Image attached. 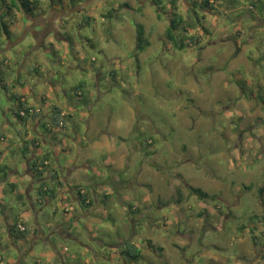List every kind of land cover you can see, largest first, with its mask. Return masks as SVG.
<instances>
[{"label": "rangeland", "instance_id": "obj_1", "mask_svg": "<svg viewBox=\"0 0 264 264\" xmlns=\"http://www.w3.org/2000/svg\"><path fill=\"white\" fill-rule=\"evenodd\" d=\"M6 1L0 0V11L13 25L23 23V27L13 26L9 39L0 23V49L11 48L0 52V131L12 134L4 141L0 138V146L19 143L7 154L21 153L24 144L19 136L25 133L24 125L15 116L16 96L22 93L30 103L43 91L51 94L47 106L57 103L67 110L79 103L84 107L78 115L63 119L68 135L74 130L79 133L84 155L80 160L95 170L87 175L79 164L84 185L90 177L101 183L112 174L96 148L89 159L91 138L99 130L114 129L119 121L117 130L124 133L121 124L132 114L140 129L138 136L134 130L126 141H118V152L112 153L121 158L117 168L121 180L113 194L120 193L125 203L120 207L117 203L113 221L74 218L66 224L70 234L52 232L67 216L54 200L41 210L35 207L38 221L49 227L45 238L11 237L4 216L10 223L20 218L28 223L23 215L32 211L31 202L36 205L37 200L36 196L20 199L6 185L0 192V264H264V192L260 193L264 185V13L260 14L259 0H211V9L203 8L202 0H176L184 21L199 18L194 28L178 32L181 38L200 39L184 49L175 48L166 36L170 0H160L162 17L153 0H41L32 15L16 7L8 11ZM51 11L64 18L60 35L71 37L77 46H61L54 39L44 41L50 52L33 48L35 28L46 31L42 22L46 18H39ZM56 22H50L44 39L50 34L55 37ZM139 26L144 29L142 50L137 48ZM238 29L240 37L235 33ZM226 34L230 39L222 38ZM38 63L42 75L35 71ZM84 81L90 91L85 90L81 99L84 96L79 98L76 90ZM90 114L94 120L88 123ZM59 129L55 125L52 141L60 138L73 144ZM39 131L50 133L41 126ZM46 153L47 160L55 163L53 154ZM78 154H66V160ZM14 165L11 162L9 168ZM33 171L36 177L43 172ZM23 184L26 179L19 189L26 195ZM189 185L203 188L210 196L201 198ZM44 194H49L47 189ZM131 203L138 212L130 210ZM68 214H75L74 210ZM35 216L36 211L30 219L33 225ZM131 219L135 220L132 236ZM50 240L58 245L62 258L54 255ZM126 241L138 249L128 244L127 250ZM137 250L140 256L130 257Z\"/></svg>", "mask_w": 264, "mask_h": 264}, {"label": "crops", "instance_id": "obj_2", "mask_svg": "<svg viewBox=\"0 0 264 264\" xmlns=\"http://www.w3.org/2000/svg\"><path fill=\"white\" fill-rule=\"evenodd\" d=\"M260 3V8H262V11L260 14L264 13V0H259ZM65 3H62V6ZM65 9V8H64ZM0 14H4L2 13V11H0ZM57 11H51L48 12V14H43L42 17L39 18V20H41V18H46L50 19L49 21H51L53 23V20L56 21V15ZM28 15V14H27ZM32 15V14H31ZM247 14H244L243 16L246 17ZM259 16V15H258ZM31 18V17H30ZM4 20L6 22V29L5 30V34L7 35L6 38L9 39L11 38V34L13 35L14 32V27H23V23L21 20H19V22H17V26L15 22H11L10 18L4 14ZM45 21V20H44ZM43 22V21H42ZM11 24V25H9ZM15 24V25H13ZM44 27H43V31L44 29H46V31L50 28V23L46 24L44 23ZM8 31V32H6ZM40 32L39 29L35 28V31L33 33H36L38 35H35L37 39H42L45 37L44 33L46 32ZM60 32H57V34H55V37L53 38V36H51V34L46 37V39H43L42 41H45L46 43L49 41L50 43L54 41V39L59 42V44L61 46H77L76 41H71L73 39H71V37H66L65 39L64 36L60 35ZM42 33V34H39ZM236 36L240 37L242 35V32L238 29L236 30ZM227 37H222V38H228L230 39L229 35L226 34ZM223 40V39H222ZM46 43H45V47H46ZM5 49H11V48H1V51H4ZM76 49V48H74ZM35 50V49H34ZM45 50V49H44ZM46 50L48 52H50L51 50L47 49ZM45 50V51H46ZM76 51H78V49H76ZM37 52V50H36ZM77 55H79V53H77ZM252 58H255L256 60L258 58L252 56ZM6 60H4L3 63H5ZM40 64V63H39ZM41 65V64H40ZM79 67V66H78ZM42 68V67H41ZM73 68V67H72ZM116 68L113 69L114 74H115V70ZM38 75H42L41 69L36 72ZM101 72L97 71V73L95 75H98V79L100 77ZM117 74V73H116ZM48 78H45V82H48ZM53 84V82H51ZM86 82H81L80 83V88L78 87V89L76 90V93L79 95V98H81L82 96H84L81 99L85 98L86 95V91H90L89 89L86 88L85 86ZM99 84V81H98ZM55 85V84H54ZM22 96V100H25L26 104L28 106H32V107H36V109L41 108L42 112L40 113L39 116L37 117H29L25 120H20L18 119L20 122L23 123L24 125V130L25 133L22 134V132H20V140H22L24 142L23 147H22V151H19L21 153H18L16 155V153H10L7 154L6 151H12L14 150V148H12L14 145L15 148H17L19 145V143H12L10 145H8L6 148L5 147H1L0 146V154H1V158H0V167L3 166V164H6V167L1 170L0 172V192L4 193L6 190V185H8L10 187V191L12 192V195H16L18 198L21 197L22 193L19 191V189L22 187L20 186V183H23V180L26 179V184L24 185V188L27 191V194L25 195V199H32L33 200V196H36V200H37V204L35 205L34 202H31L32 205V211L29 212V210L27 211V213H24L23 216H25V220H28L29 225H30V233L27 236V239H36L38 237H42L45 238V228H49L48 226H42V224L38 221L37 217H40L39 214V210L37 211L36 208L40 209L42 206H49V204L53 203L54 200H56V202H58V205L62 208H65L64 214H67V216H65L66 218L64 219V223L59 222L56 226L55 229L52 232H61L64 235H68L70 234V231H72V229H68L66 227V224H69L70 221H73L74 218L79 219L81 217H94L95 220H100V219H111L113 221V219L115 220L113 214L111 215L112 211H114L115 207L117 206V203L119 204L118 207H120V205H124V201L122 196L117 193L116 191V195L114 196V190L117 189L115 187L116 184L118 183V181L121 180V178H117V174H118V165H120V160L121 158L118 156H115V158L113 157L112 153H116L118 152L117 150V146H118V141H126L128 138V133L129 132H133L134 130V134L138 136V131L139 125L138 122L136 120H138L136 117H133L132 115H129V117H127L124 123L121 124V127L124 128V124H125V129H124V133H120L117 129L118 125L120 126V122L119 121L117 124H114V129L112 130H99L94 136L95 139H93L94 137L91 138L90 143H91V149L89 151V153L87 152V155L89 157V159H91L92 156V149L96 148L98 151V153H96L97 155H100L101 157H104L103 160H105V164L108 165L111 169H112V174L108 175L105 180L103 179V181L100 183H95L92 180V177H90V182L87 183L86 185H84L82 183V179H81V175L78 174V170H79V164L82 163V166H84L86 168L85 172L87 173V175H90V171L93 170L90 163L85 162V161H81L80 158L84 159V155L83 153H80V150L83 147H80V136L79 133L77 131L74 130V132H70L71 134L68 135L66 132L68 131L67 127H66V121H65V125L62 124V122L60 121V125H58V127H60L59 131L62 129L63 130V134L68 136L69 139H71L73 144H68L65 141H62V139L60 138H56V140L52 141L53 139V134H54V130H55V126L52 123L53 121V109L55 107H59L62 110L61 115L63 116H69V117H73L78 115V113L81 111V109H84V107L80 106L79 103L74 104V107H71L70 109L67 108L64 109L62 105H59L57 103H52L51 106H47L48 105V100L51 97V94H44V92H40V95H34L36 102L34 103H30L28 102L27 98H26V94L22 93L20 94ZM18 95V96H20ZM16 96V98L18 97ZM89 100V99H88ZM17 102V99H16ZM18 103V102H17ZM4 113H6L4 111ZM80 116V115H79ZM91 116V117H90ZM90 116L88 118V123H90L91 121H93V117L92 114H90ZM66 117V118H67ZM7 119V118H6ZM8 124H12L11 120H7L6 121ZM52 123V124H51ZM41 126V128H51L52 132L47 133L48 136L42 134L39 131V127ZM97 126V125H95ZM110 126V124H109ZM31 127V129H29ZM47 127V128H46ZM21 129V128H19ZM31 130V131H30ZM61 130V131H62ZM32 132V134H30ZM114 132L113 135H111L110 138H108L107 134ZM66 133V134H65ZM8 135L11 137L12 134L10 133H6V135L0 131V138L1 141H4V139L6 140V137H8ZM21 136L23 137L21 139ZM19 140V142H20ZM150 140V139H147ZM73 149L76 150L77 153H79L77 155V157L73 160H66V154H69L70 156H75L77 153H73L71 152ZM46 152H50V154H53L54 158H55V163H53V161L51 162V160H47L48 158L46 157L47 153H42L43 151ZM87 150V149H86ZM85 150V151H86ZM65 152H69V153H65ZM101 152V153H99ZM9 155H12V158L9 162H6L7 158L9 157ZM12 163H15V165L12 168H9V165ZM32 166H34V169H39L42 170L43 172H41L42 174H39V177H36L33 171ZM37 166V167H35ZM95 171V170H93ZM86 179V178H85ZM51 180V181H50ZM28 182V183H27ZM54 184H52V183ZM116 183V184H115ZM44 184V189H47L49 194H40V187L39 185ZM52 184V185H51ZM86 188L87 189V193H88V200H90L89 205L84 206L83 203L84 200H82V196L80 195V188ZM24 195V194H23ZM22 199V198H20ZM24 203V201H23ZM74 203H78V205L80 206V210H77L78 207H76L74 205ZM41 204V205H40ZM108 205L110 206V208H112L113 210H110L108 208ZM133 205L132 203L129 204ZM36 207V208H35ZM58 207V206H57ZM134 207V206H133ZM41 210V209H40ZM55 210H57V208H55ZM71 210H74L73 215L68 214ZM34 211H36V216L34 219H36V224L33 225L30 222L31 216H33ZM7 216V215H6ZM4 216V221L6 223V227H8V224L11 222L8 219V216L6 217ZM131 218V217H130ZM132 221V227H131V233L130 235L132 236V234H134V229L135 226L133 225L135 220H130ZM127 224V222H126ZM70 227V226H69ZM50 245H52V247L55 249V253L54 255L57 257H61V251H59V247L58 245L53 242L52 240H50ZM124 253V252H123Z\"/></svg>", "mask_w": 264, "mask_h": 264}, {"label": "trees", "instance_id": "obj_3", "mask_svg": "<svg viewBox=\"0 0 264 264\" xmlns=\"http://www.w3.org/2000/svg\"><path fill=\"white\" fill-rule=\"evenodd\" d=\"M4 1H6V0H4ZM153 2L157 6V14H158V16L162 17L165 14V12L162 9L163 6H161V3H160L161 1L160 0H153ZM40 3H41V0H11L10 3H7V1H6L8 11H10L12 9V7H16L18 9H20V10H23L27 14H33L34 11L36 9H38ZM201 4L203 5V8H210L211 9L214 6V3L211 0H202ZM254 6H256V5L254 4ZM169 8H170L169 9L170 10V12H169L170 13L169 14V25H168V27L166 29V36L172 42L174 47L178 48V49H184L185 47H187L189 44H191L193 42H195V43L196 42H200V39H199L198 36H190V37L187 36L186 39H185L184 37L181 38L178 35V32L180 30H185V29L188 28V26L194 28L197 25V22H198V20H196V19H199V18L195 17L196 19H194L192 22L184 21V16L180 12L177 11L178 9H177V5H176V0H170V7ZM115 10H117V9L116 8L113 9V11H115ZM8 11H7V13H9ZM109 14L112 15V11H110ZM0 23H2L4 25V27H5V30H7L6 26H5L6 24H5V20H4V14L3 15L0 14ZM139 30H141L140 33H139ZM6 32H8V31H6ZM144 38H145L144 37V29H143L142 26H139L138 34H137V48L140 49V50L145 48L144 42H143ZM35 65H36L35 66V71L38 72L40 70V68H39L40 65H39V63L35 64ZM112 73H113V76L116 74V73L114 74V71H112ZM16 99H17V102H18V105H19V110L17 112H15V116H16L17 119L25 120V119H27L29 117H37L42 112L41 108H39V110H35L36 107L28 106L26 104L25 100H22V96L21 95L18 96ZM30 108L33 109V113L29 112ZM22 110H26L27 114L26 115H22L20 113ZM61 113H62V110L59 107H55L53 109V117H52L53 118V120H52L53 122L52 123L54 124V126L55 125L56 126L60 125V121L63 122V124L65 125V121L63 120L64 116L61 115ZM46 130L48 132H52L51 128H47ZM0 156H1V154H0ZM5 167H6V165H4L3 167L1 166L0 167V172ZM35 167H37V166H35ZM32 168L34 169V166H32ZM39 174H42V173L39 172ZM188 187L191 189V192H193L194 194H198L201 198H205V197L210 196L201 187L193 186V185H189ZM44 190H46V189H44V186L40 187V191H39L40 194L43 195L44 194ZM79 192H80V194L82 196V200H84V202H86V203H83V204L85 206L89 205L90 200H88L89 196H88V193H86L85 189L82 187V188H80ZM263 192H264V185L261 187V190H260L261 194ZM20 198L24 199L25 195L22 194ZM129 207H130V210L138 212V209L137 210L133 209V205H130ZM2 214H3V212H2ZM19 220H22L23 223H24V219L23 218H20ZM17 222L8 224V226H9V235L11 237H16V238L21 239V240H26L28 234L31 231L29 222L28 223L25 222L26 224L24 223L26 225V229L25 230H20L18 225H17ZM244 227H245V225H244ZM0 228H1V226H0ZM242 228H243V226H242ZM1 230H3V228ZM2 232L0 231V233H2ZM125 244H126L125 246H126L127 250H128V244L130 246H133L136 249H138L137 246L135 244H133L132 242L126 241ZM129 255H130V257H134V256H138V255L140 256V250H137L136 254H129ZM1 259H3V258L0 255V261H3Z\"/></svg>", "mask_w": 264, "mask_h": 264}, {"label": "flooded vegetation", "instance_id": "obj_4", "mask_svg": "<svg viewBox=\"0 0 264 264\" xmlns=\"http://www.w3.org/2000/svg\"><path fill=\"white\" fill-rule=\"evenodd\" d=\"M58 18H57V22H56V27H54V29L53 30H55L56 32H58L59 31V28L60 27H62V24H64L63 23V21H64V18L63 17H60V16H57ZM50 19H47V20H45V21H43L44 23H50L51 21H49ZM48 21V22H47ZM39 34H42V33H39ZM36 35H38V34H36ZM36 37V36H35ZM44 38H42V39H37L36 38V41H37V43H36V45L33 47V48H35L36 47V49H45L46 50V47H45V44H44V41H42Z\"/></svg>", "mask_w": 264, "mask_h": 264}, {"label": "built area", "instance_id": "obj_5", "mask_svg": "<svg viewBox=\"0 0 264 264\" xmlns=\"http://www.w3.org/2000/svg\"><path fill=\"white\" fill-rule=\"evenodd\" d=\"M35 110H39V109H35ZM26 112H27L26 110H22V111H21V114H22V115H26V114H27ZM29 112L33 113V109L30 108V111H29ZM62 124H63V122H62ZM17 225H18V227H19L20 230H25V229H26V225L23 223L22 220H19V221L17 222Z\"/></svg>", "mask_w": 264, "mask_h": 264}, {"label": "water", "instance_id": "obj_6", "mask_svg": "<svg viewBox=\"0 0 264 264\" xmlns=\"http://www.w3.org/2000/svg\"><path fill=\"white\" fill-rule=\"evenodd\" d=\"M92 1H102V0H92ZM18 43V42H17Z\"/></svg>", "mask_w": 264, "mask_h": 264}, {"label": "clouds", "instance_id": "obj_7", "mask_svg": "<svg viewBox=\"0 0 264 264\" xmlns=\"http://www.w3.org/2000/svg\"><path fill=\"white\" fill-rule=\"evenodd\" d=\"M1 263H3V261Z\"/></svg>", "mask_w": 264, "mask_h": 264}, {"label": "bare ground", "instance_id": "obj_8", "mask_svg": "<svg viewBox=\"0 0 264 264\" xmlns=\"http://www.w3.org/2000/svg\"><path fill=\"white\" fill-rule=\"evenodd\" d=\"M21 113V112H20Z\"/></svg>", "mask_w": 264, "mask_h": 264}]
</instances>
